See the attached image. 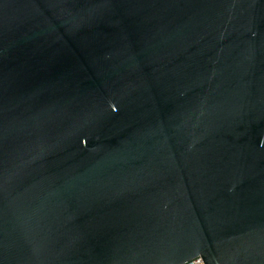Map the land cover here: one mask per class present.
Returning <instances> with one entry per match:
<instances>
[{"label":"water","instance_id":"obj_1","mask_svg":"<svg viewBox=\"0 0 264 264\" xmlns=\"http://www.w3.org/2000/svg\"><path fill=\"white\" fill-rule=\"evenodd\" d=\"M264 264V0H0V264Z\"/></svg>","mask_w":264,"mask_h":264},{"label":"built area","instance_id":"obj_2","mask_svg":"<svg viewBox=\"0 0 264 264\" xmlns=\"http://www.w3.org/2000/svg\"><path fill=\"white\" fill-rule=\"evenodd\" d=\"M189 264H205V263L202 261V259L198 258Z\"/></svg>","mask_w":264,"mask_h":264}]
</instances>
